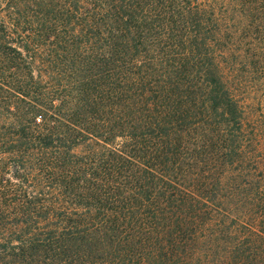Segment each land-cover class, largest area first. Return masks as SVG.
I'll return each instance as SVG.
<instances>
[{
    "label": "trees",
    "instance_id": "obj_1",
    "mask_svg": "<svg viewBox=\"0 0 264 264\" xmlns=\"http://www.w3.org/2000/svg\"><path fill=\"white\" fill-rule=\"evenodd\" d=\"M262 22L264 0H0V264H264L234 82Z\"/></svg>",
    "mask_w": 264,
    "mask_h": 264
},
{
    "label": "rangeland",
    "instance_id": "obj_2",
    "mask_svg": "<svg viewBox=\"0 0 264 264\" xmlns=\"http://www.w3.org/2000/svg\"><path fill=\"white\" fill-rule=\"evenodd\" d=\"M262 24L263 26L261 25L259 28L261 34H256L255 29L252 28L246 37L238 29L236 31L238 34L235 37V41L242 44L238 51L236 50V57L241 52L245 55L248 54L249 60L253 58L252 60L255 62V65L251 64L249 69L247 68L249 80L242 81L236 75L234 82L235 94L257 136L264 135V22Z\"/></svg>",
    "mask_w": 264,
    "mask_h": 264
}]
</instances>
